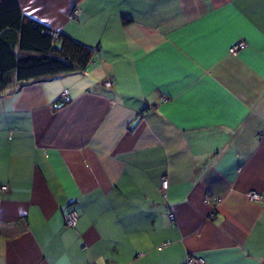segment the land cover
Returning <instances> with one entry per match:
<instances>
[{
    "label": "crops",
    "instance_id": "0c3cea01",
    "mask_svg": "<svg viewBox=\"0 0 264 264\" xmlns=\"http://www.w3.org/2000/svg\"><path fill=\"white\" fill-rule=\"evenodd\" d=\"M17 1L98 50L0 95V264H264V0Z\"/></svg>",
    "mask_w": 264,
    "mask_h": 264
},
{
    "label": "trees",
    "instance_id": "16d2710c",
    "mask_svg": "<svg viewBox=\"0 0 264 264\" xmlns=\"http://www.w3.org/2000/svg\"><path fill=\"white\" fill-rule=\"evenodd\" d=\"M49 30L23 14L17 0H0V95L32 82L84 71L93 61L98 46L86 45L60 31L54 38ZM67 101L57 99L53 107Z\"/></svg>",
    "mask_w": 264,
    "mask_h": 264
},
{
    "label": "built area",
    "instance_id": "2783aa9c",
    "mask_svg": "<svg viewBox=\"0 0 264 264\" xmlns=\"http://www.w3.org/2000/svg\"><path fill=\"white\" fill-rule=\"evenodd\" d=\"M72 14H75L76 13V9H73ZM58 30L56 29H53L51 28V30L48 31V33H50L51 35L54 36V38L57 37L58 35ZM246 46V43L243 42V41H239L235 44H233L230 48H229V53L231 54H237V52L243 48H245ZM111 84V81L108 80L105 82V85L108 87L110 86ZM67 93V91L65 92ZM167 185H168V181L165 177H162L161 178V188L165 189L167 188ZM1 188L5 189L6 186H2ZM247 197L250 199V200H253V201H259L261 200V194L257 191H254V190H250L247 192ZM79 216V213L78 211L72 209V210H68L66 213H65V223L68 225V226H71V227H74L75 224H76V221H77V218ZM185 264H205V261L202 257H199V256H195V255H188L187 256V259L185 261Z\"/></svg>",
    "mask_w": 264,
    "mask_h": 264
},
{
    "label": "rangeland",
    "instance_id": "374dc122",
    "mask_svg": "<svg viewBox=\"0 0 264 264\" xmlns=\"http://www.w3.org/2000/svg\"><path fill=\"white\" fill-rule=\"evenodd\" d=\"M95 62V61H94ZM92 66V65H91ZM65 95V94H64Z\"/></svg>",
    "mask_w": 264,
    "mask_h": 264
}]
</instances>
